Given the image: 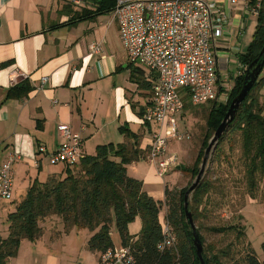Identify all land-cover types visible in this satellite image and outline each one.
<instances>
[{
  "label": "crops",
  "instance_id": "crops-1",
  "mask_svg": "<svg viewBox=\"0 0 264 264\" xmlns=\"http://www.w3.org/2000/svg\"><path fill=\"white\" fill-rule=\"evenodd\" d=\"M65 8L58 0H0V163L10 155L16 157L12 165V193H20L21 199L34 180L44 183L52 176H65V166L49 165L46 155L38 151L42 146L49 154L58 148L62 125L81 136L82 155H93L98 145L123 143L125 138L118 128L124 125L141 138H149L145 144L147 149L151 141V135L146 134L151 127L144 125L137 115L140 109L145 108L149 93L132 82L130 74L134 69L138 73L140 71L139 77L148 81L150 78L146 71L129 62L116 22L111 17L98 27L95 18L60 27L73 15ZM229 15L230 26L224 38L219 40L215 53L223 87H229L231 83L224 84L221 80L230 62L236 67V73L229 75L231 81L245 70L238 61V37L242 34L235 39L230 37V31L238 28L242 15L237 11H229ZM93 44L102 45L99 55L91 52ZM13 75L15 78H11ZM23 79H27L32 87L28 96L22 100L7 99L9 88ZM43 79H47L44 85L41 84ZM263 90L264 87L262 99ZM176 173L179 170L176 169ZM167 176L168 179L161 178L163 192L146 191L143 183L147 177L137 176L136 169L131 178L140 181L150 197L163 201L165 184L175 181L171 182L172 173ZM254 204L264 203L250 198L246 202V205ZM13 211H8L6 217ZM162 214L165 217V209ZM85 232L84 244L81 242L78 248L69 246L74 251L75 260L59 264H98V254L85 248L89 237L88 231ZM110 236L114 248H121L114 227ZM39 240L34 243L23 240L26 242L23 253L21 247L24 243L21 242L16 256L19 264L33 253L38 256L39 252L51 260L47 256L57 242H52L53 238L46 243ZM62 240L73 242L72 237ZM40 242L42 246L30 248ZM261 254L264 261V252Z\"/></svg>",
  "mask_w": 264,
  "mask_h": 264
},
{
  "label": "trees",
  "instance_id": "trees-1",
  "mask_svg": "<svg viewBox=\"0 0 264 264\" xmlns=\"http://www.w3.org/2000/svg\"><path fill=\"white\" fill-rule=\"evenodd\" d=\"M97 3L98 7L94 11L84 8L72 11L69 5L66 6L65 11L73 15L60 27L72 26L83 20H93L99 14H109L114 7V0H101ZM263 45L264 8L258 14L257 25L246 52L238 57L245 70L233 80V87L225 103L212 102L206 107L205 134L201 140V148L191 166L179 165V173L183 172L196 178L204 151L231 101L240 91L243 79L262 62L258 55ZM263 67L264 62L261 72ZM139 74L141 75L140 71L138 73L133 69L130 80L140 89L148 91L150 98L151 82L139 77ZM263 86L264 76L259 75L221 139L213 147L217 152L227 135L239 137L247 191L249 198L253 200L256 199L258 178L264 173V103L261 96ZM31 91L29 81L23 79L9 88L6 97L22 100ZM187 106L192 105L186 100L184 110ZM143 112L144 108L137 112L140 119ZM118 132L125 138L123 143L98 145L93 155H82L76 164L65 166L63 178L52 176L44 183L34 180L23 199L15 204L14 211L6 217L8 235L2 237L0 234V264H9L10 259L17 256L23 240L31 243L37 241L44 231L41 223L54 216L61 219L66 231L71 227L87 230L89 237L85 248L99 256L114 249L110 236L114 227L121 247L129 248L134 264H200L193 245L192 232L184 214V195L190 185L177 191L170 189L166 183L163 201L150 197L143 190L142 183L129 177L126 171L127 165L146 159L148 149H140L141 137L126 125L119 127ZM211 189V183L203 179L190 194L188 211L193 222L199 213V206ZM164 209V219L174 232L176 244L160 252L157 245L163 240L160 214ZM136 218L140 219L141 228L137 234L131 235L128 227ZM198 229L196 228V232L203 246L204 241ZM207 230L219 235L234 232L237 240H242L245 236L243 228L238 225L211 226ZM245 246L247 250L242 264H264L249 246ZM261 248L264 252V242ZM209 250L214 251V247ZM219 250L217 253L203 251L204 263L223 264L221 257L229 256V249Z\"/></svg>",
  "mask_w": 264,
  "mask_h": 264
},
{
  "label": "built area",
  "instance_id": "built-area-1",
  "mask_svg": "<svg viewBox=\"0 0 264 264\" xmlns=\"http://www.w3.org/2000/svg\"><path fill=\"white\" fill-rule=\"evenodd\" d=\"M70 4L82 8L79 0H70ZM263 8L264 0H114L109 14L117 24L128 60L146 71L151 81V96L141 120L154 126L146 159L160 178L180 165L179 158L166 152L169 142L191 138L177 126L186 100L192 106L227 100L231 88L223 87L219 80L215 53L230 26L229 11L242 15L238 28L230 31L235 39L245 29L248 16L257 18ZM90 50L99 55L102 45L93 44ZM46 82L43 79L41 84ZM59 135L55 151L48 154L42 146L38 151L52 165L72 166L82 157V138L65 125L60 126ZM15 158L10 155L0 163V202L12 199ZM162 236L158 251L175 246L174 232L165 219ZM98 264H134V258L128 247L114 248L102 253Z\"/></svg>",
  "mask_w": 264,
  "mask_h": 264
},
{
  "label": "rangeland",
  "instance_id": "rangeland-1",
  "mask_svg": "<svg viewBox=\"0 0 264 264\" xmlns=\"http://www.w3.org/2000/svg\"><path fill=\"white\" fill-rule=\"evenodd\" d=\"M62 2L63 6L69 5L72 10L79 11V7H75L70 4V0H58ZM81 7L84 9L95 10L98 7V3L95 0H79ZM81 8V9H82ZM111 18L110 14L103 13L96 16L98 27L106 24ZM257 25V18L250 15L247 19L245 29L241 32L242 36L238 37V43L240 47V54H244L252 40L255 27ZM113 29V28H111ZM110 29V30H111ZM239 57V55H238ZM236 73V67L233 66L232 62L229 63L227 73L221 76V80L231 82L230 88L233 87L234 82L230 79V74ZM264 76V67L260 74V77ZM264 87V86H263ZM262 87V89H263ZM261 89V90H262ZM264 92V90H263ZM227 98V96H226ZM226 101V100H225ZM223 100L222 103H225ZM264 103V99H262ZM220 103V102H217ZM207 105L200 106H187L183 111L181 117L177 122V126L180 132H186L190 134L191 138L184 142H169L167 145L166 152L171 156L179 158V163L182 166H191L201 148V140L205 134V120H206V107ZM165 125L163 126L164 129ZM154 132V126L151 130H146V134L150 136ZM163 134V133H162ZM140 149L145 150L147 147L145 144L149 142L148 137L141 138ZM205 153V151H204ZM203 160V159H202ZM49 163V162H48ZM51 166H57L52 165ZM60 167V165H58ZM57 166V167H58ZM201 165H199V168ZM143 178L146 175V182L143 183L145 190L148 192H163V181L158 176L154 164L148 159H141L137 162L126 166L128 176L132 177L135 174ZM172 173V180H175L172 184L169 183L170 189L180 190L192 185L196 178H193L186 173H176L174 170ZM176 175V176H174ZM168 177V176H167ZM165 179H168V178ZM208 180L211 183L213 189L210 190L209 194L204 198L202 204L199 206V213L196 214L194 220L195 228H199V234L203 238L202 252L205 253H217V250L229 249V256L221 257L223 264H242L245 248L249 246L259 261L262 260V249L261 245L264 242V204L246 205L249 200V194L247 191L245 181L244 165L241 158L240 142L238 136L227 135L222 144L219 145V149L216 152L212 148L208 155L207 163L205 165L204 173L201 180ZM18 194V195H17ZM12 193V199L9 202L0 203V234L3 237L8 235V225L6 222V213L13 210L15 204L21 199L20 193ZM255 198L259 203H264V173L258 178V186L255 191ZM188 203H190V196ZM161 220L163 222L164 214L161 212ZM243 220V221H242ZM44 231L42 236L38 239L39 241L45 242L50 241L57 242L50 249L51 253L47 257L41 256L40 252L38 256L32 254L30 258L24 261L22 264H51V262H71L75 260L74 251L71 247H79L81 242L84 244L83 239L85 238V229L74 228V230H65L62 227V221L59 217H49L41 223ZM238 225L243 228L245 233L244 239H236V234L228 233L224 235L213 234L207 229L211 226H229ZM72 228V227H71ZM129 232L136 233L140 230V220L136 218L129 224ZM72 237V241L64 242L62 239ZM250 243V245L248 244ZM37 240V241H38ZM75 240V243H74ZM36 242V241H35ZM40 244H34L30 248L42 246ZM72 245H70V243ZM24 243L21 247V253L24 252ZM34 243V242H33ZM46 243V242H45ZM210 247H214V251H210ZM215 248L217 250H215ZM219 250V251H220ZM232 257V258H231ZM99 258V255H98ZM9 264H19L16 257L10 260ZM62 264V263H60ZM72 264V263H69Z\"/></svg>",
  "mask_w": 264,
  "mask_h": 264
},
{
  "label": "water",
  "instance_id": "water-1",
  "mask_svg": "<svg viewBox=\"0 0 264 264\" xmlns=\"http://www.w3.org/2000/svg\"><path fill=\"white\" fill-rule=\"evenodd\" d=\"M95 1H101V0H95ZM258 59H261L262 62L255 67V69L251 70L243 79L242 86L238 94L233 98L231 101L228 110L225 113V116L220 123V125L217 127L216 131L213 134V137L208 143V146L205 150L204 157L202 160L201 167L199 169V172L196 176L195 182L187 189L185 195H184V214H185V220L187 225L190 227L192 236H193V245L196 251V255L199 259L200 264H205L203 257H202V246L198 237V234L196 232V228L192 219L191 213L188 211V200L190 194L197 188L199 185L202 175L204 173L205 165L207 163L208 155L212 148L215 146V144L221 139L222 135L224 134L225 130L227 129L228 124L233 120L240 104L243 102L245 97L247 96L248 92L251 90L252 86L256 82L257 78L259 77L261 73V67L262 63L264 62V45L258 55ZM179 166L176 167L177 170H179Z\"/></svg>",
  "mask_w": 264,
  "mask_h": 264
}]
</instances>
